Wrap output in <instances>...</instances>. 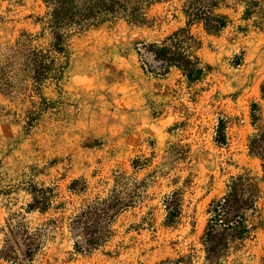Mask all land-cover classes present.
Wrapping results in <instances>:
<instances>
[{
  "label": "rangeland",
  "instance_id": "rangeland-1",
  "mask_svg": "<svg viewBox=\"0 0 264 264\" xmlns=\"http://www.w3.org/2000/svg\"><path fill=\"white\" fill-rule=\"evenodd\" d=\"M186 1L144 0L137 21L73 33L67 58L52 54L59 72L38 83L30 50L49 49L38 36L48 9L0 0V264H211L209 211L233 182L252 203L248 234L213 264H264V158L249 152L264 129V0H217L229 19L218 33L188 26ZM149 44L204 74L164 68ZM31 189L49 196L45 211L28 209ZM173 192L180 214L167 225ZM87 211L99 215L97 244L78 227Z\"/></svg>",
  "mask_w": 264,
  "mask_h": 264
},
{
  "label": "trees",
  "instance_id": "trees-1",
  "mask_svg": "<svg viewBox=\"0 0 264 264\" xmlns=\"http://www.w3.org/2000/svg\"><path fill=\"white\" fill-rule=\"evenodd\" d=\"M47 7L46 20H41L40 37L49 38V49L32 48L30 53H34L33 75L31 78L35 82L46 79L51 72L55 73V59L52 54L67 58V38L73 33L81 32L92 27H98L104 23H111L116 19L125 18L137 21L140 18L141 8L144 0H42ZM217 0H187L184 13L186 24L202 23L206 31L218 33L228 24L229 19L225 15L214 12L213 8ZM26 41L31 42V36L27 35ZM16 44L25 45V41L20 38ZM143 49L152 54L154 58L161 61L164 68L176 66L183 71L189 81H195L202 77L204 68L198 62L183 55L180 51H172L166 46L157 44L142 45ZM45 51V52H44ZM57 58V57H56ZM59 72V70L57 71ZM56 72V73H57ZM264 96V84L261 87ZM256 104H252L251 116L253 121L257 120L255 110ZM215 143L218 146L225 144V133L222 132L218 124L215 129ZM249 152L264 158V129L255 134L249 142ZM236 183L228 185L227 193L217 201L210 212L207 228L203 236L206 258L211 264L223 254L227 243L233 240H242L248 234L245 225L244 212L248 210L252 203L247 198H243L242 191L238 190ZM33 201L28 205L29 210L45 211L50 204V198L44 189H31ZM165 224L171 225L180 214V202L177 192H173L165 197ZM125 205L116 207L117 213ZM107 215V208H106ZM99 215L97 212H83L78 216V227L81 229L86 242L97 244L101 240L99 231H95L98 226ZM93 229V230H92ZM98 229V228H97ZM82 238V237H81ZM33 249L30 246L27 254L31 255Z\"/></svg>",
  "mask_w": 264,
  "mask_h": 264
},
{
  "label": "water",
  "instance_id": "water-1",
  "mask_svg": "<svg viewBox=\"0 0 264 264\" xmlns=\"http://www.w3.org/2000/svg\"><path fill=\"white\" fill-rule=\"evenodd\" d=\"M77 239L78 240H81V236L79 234L77 235Z\"/></svg>",
  "mask_w": 264,
  "mask_h": 264
}]
</instances>
